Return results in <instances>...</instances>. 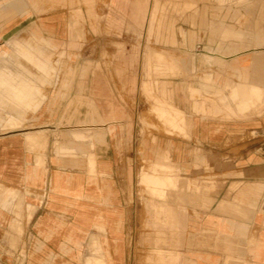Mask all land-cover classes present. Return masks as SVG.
I'll return each instance as SVG.
<instances>
[{
  "label": "crops",
  "instance_id": "obj_1",
  "mask_svg": "<svg viewBox=\"0 0 264 264\" xmlns=\"http://www.w3.org/2000/svg\"><path fill=\"white\" fill-rule=\"evenodd\" d=\"M13 45L42 82L65 69L38 102L0 72L37 106L0 123V264H264V0H0Z\"/></svg>",
  "mask_w": 264,
  "mask_h": 264
},
{
  "label": "rangeland",
  "instance_id": "obj_2",
  "mask_svg": "<svg viewBox=\"0 0 264 264\" xmlns=\"http://www.w3.org/2000/svg\"><path fill=\"white\" fill-rule=\"evenodd\" d=\"M100 2H103L106 4L107 0H97ZM128 30H130V28H128ZM120 40L124 41V40H135V41H157L158 40V36L156 34L153 33H148V34H144V33H139V34H122V35H118ZM14 49L11 48L9 50H6V54L1 55L0 56V72H8L11 73L13 75V77H17L18 79L20 77L26 78V79H30V81H32L34 83V90L32 91L34 93V91L36 90L37 93L39 94V98L35 99V101H40L42 99V101H45L47 99V95L51 90H55L57 88L58 82L55 83V79L56 76H61V74L64 72V67L60 65L61 60H62V56L60 55H52L51 57V66H53L55 68V72H53V74L51 75L50 78V83L48 82H42L41 78L37 75L38 74V69L33 65V64H23L21 62H23L24 58L22 59V57L18 56L17 54H15L14 51H16V45H13ZM23 66L28 67L34 74H36V76L34 74H29L27 73ZM36 79V81H33V79ZM5 94L6 96L3 97L2 95ZM12 92L9 89H0V123L2 121H5V119L7 120L8 116H10V125L6 126V129L9 128H14V127H18L20 124L18 123V121L16 120V118L13 115H7V113H3L5 111V109L7 110L10 107V110H21L22 112L24 111H34L36 110L37 106H34V104L32 105H22L19 104L14 97L11 95ZM45 96V97H43ZM149 100H151V106H153L154 109V105H156L157 101L160 100L158 98H150ZM154 101V103H153ZM151 115V117H154L155 119H157V121L160 123V126H154L153 124L149 127H155L158 131H166V132H176V131H180L183 132L182 129L179 128H175L173 130L174 127H172L170 124H168L167 122L161 120L158 116L157 113L154 112V110H151V113L149 114ZM18 116V115H16ZM28 114H23L22 118L23 119H28ZM17 121V122H16ZM145 121V118H143V122ZM182 122V121H181ZM145 123V122H144ZM183 123V122H182ZM146 124V123H145ZM176 130V131H175ZM3 130L0 129V132H2ZM146 130H144L145 132ZM156 141V138L154 137V142ZM166 160H168L169 162L164 163V166H159V168L157 167V171H155L154 169V163L153 161H147L145 160L143 163H141V174L143 173H158V174H165V175H174L177 174L178 172L176 171V168L173 166V163H171V161L169 159L166 158ZM174 187V186H173ZM172 188V187H171ZM139 191L141 192V197H145L148 196L150 198V200H159V199H164L165 201H168L170 198V195L167 196H159L156 194H152L150 192V190L147 189L146 185L142 182L139 184ZM171 200V199H170ZM160 213V211H159ZM145 228V227H144ZM143 228V230H144ZM151 229V227L149 228ZM144 232V231H143ZM160 241V239H159ZM155 254H157V257H154L153 259H145L144 257H137V258H132L130 259V261H132V264H161L163 261V258L161 257L163 255V252L161 251H155ZM173 261V260H172ZM112 264V258L107 257L106 260L102 259L99 262L96 261L95 264Z\"/></svg>",
  "mask_w": 264,
  "mask_h": 264
}]
</instances>
